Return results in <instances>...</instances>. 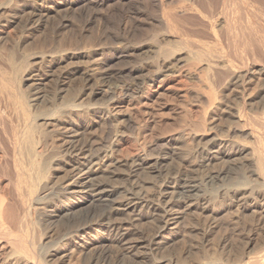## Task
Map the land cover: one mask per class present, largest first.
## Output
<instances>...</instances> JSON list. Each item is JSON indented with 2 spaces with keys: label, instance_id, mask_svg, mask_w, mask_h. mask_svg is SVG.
Masks as SVG:
<instances>
[{
  "label": "bare ground",
  "instance_id": "bare-ground-1",
  "mask_svg": "<svg viewBox=\"0 0 264 264\" xmlns=\"http://www.w3.org/2000/svg\"><path fill=\"white\" fill-rule=\"evenodd\" d=\"M89 6L121 9L129 84L109 85L91 51L45 49ZM135 128L168 133L126 147ZM216 195L264 218V0H0V264H264L259 235L224 257L195 254L208 240L160 252ZM143 215L157 224L145 238Z\"/></svg>",
  "mask_w": 264,
  "mask_h": 264
},
{
  "label": "rangeland",
  "instance_id": "rangeland-1",
  "mask_svg": "<svg viewBox=\"0 0 264 264\" xmlns=\"http://www.w3.org/2000/svg\"><path fill=\"white\" fill-rule=\"evenodd\" d=\"M86 8L83 9L81 12H77L72 17H68L66 19V23H65L66 25L64 24V26H62L63 28L60 27V29H56V28L54 29L55 31H53V32L55 34H53L50 30L49 31H45L44 34H43V40H44L45 49H48L51 46H59L61 44L65 48L71 50L73 53L80 54V55H83V54H86V53L89 54L90 51H91V53H90V56L92 58V59H90L91 62L94 63V62H96L97 59L100 60V58L101 59L104 58V60H108L109 61L108 65H107V68H106V73L109 76V85H111V86L112 85L113 86L114 85L119 86V85L129 84L130 81L132 80V78L128 76V70L130 69L131 66H134L133 60L126 59L123 56L118 54V53H120L121 48H122V46L124 44V35H123V30H122V28H123L122 25L124 24V22H123L124 20H123V18L121 16V14H122L121 13L122 12L121 9L120 8L118 9L117 7H115L116 9L114 8L113 11L111 10L112 11V12L110 11L111 13L110 12L106 13V11L104 9H101V11H100V9L94 8L93 6H89V7H86ZM93 12H94V14H93ZM117 12H120V13H117ZM132 18H133V16H132ZM132 18L130 19L131 23H133V19ZM89 20H92L93 22L89 21ZM145 29H146L145 27L142 28V30H145ZM10 34L14 35V31L11 30ZM31 41H32L31 45H33L34 39L31 40ZM94 50H95V52H94ZM108 54H109V56H108ZM73 61L75 63L78 62L77 66H79V67H81L83 69L85 68V66H84L85 65L84 61L85 60L84 59L76 58ZM72 66L74 67L76 65H72ZM72 66L68 67L67 69L72 68ZM73 82H74V86H78L79 85V79H77L76 77L74 78ZM46 86L47 87H46L45 90H47L46 91L47 95L52 94L53 89H54L52 82L49 81ZM166 100H167V97H164L162 102L168 103V100H167V102H166ZM96 102L98 104L101 103L99 100H96ZM125 106L126 105L123 106L122 110L124 112H126L127 114H130L132 116L131 117L132 119L135 118L136 115H137L136 110H134L135 108L132 107V106H131V108H130V106H126V107ZM128 110H129V112H128ZM130 110H132V112ZM166 112H167V110H165V114H167ZM173 117H175V116H173ZM169 119L171 120V117ZM166 130H162V129H161V131L160 130H158V131H156V130H153V131L150 130L149 131L148 130L147 132L146 131H141L139 133V131L135 128L134 129L135 132L133 131V132H131V134H129L127 132L129 138H128V142L126 143L125 146L126 147H131L132 145H134V143L132 141L133 138L139 139V140L143 139V138L151 139V136H152L153 140H155V137L156 136L158 137V134L160 136V134L168 133V130H167V132H166ZM133 133H134V137L132 135ZM142 133L143 134L146 133V134L142 135ZM141 135L143 137H141ZM186 155H187V158L192 159V160L194 159L193 161L197 160L195 158V156H193L191 154H188V153L186 154L185 153V156ZM123 156H127V154H123ZM175 158L176 159H174L173 164H179L182 161L180 156H177ZM227 181L228 180H226L225 182H227ZM221 183H223V182H221ZM221 183L220 182L215 183L214 187H216L218 185H221ZM229 183L232 184L231 182H228L227 184H229ZM147 191L151 193L153 191L152 187L148 185ZM216 196H217V198H216L217 201L215 200L212 203L213 206L211 204L208 209L201 210V209H197L196 208L195 210L192 209V210H189L188 212L183 213V218L184 217L185 218H184L183 224L181 226V235L183 234L182 238L180 239V241L177 244H175L173 246L174 248L173 247L161 248L160 252L163 255H165V254L168 255L170 253H176L179 256L181 255V257H185L184 250L186 251L187 247L196 248L197 246L204 244V242L206 240H208L210 242V245H211L210 248L209 249L205 248L204 251H203V249H199V252H198V249H197V250H195L197 252V253L195 252V254L202 255L203 253H206V252L209 253L210 249H211L212 253L215 254L216 256H220L221 255V256L224 257V255L226 256L228 252L229 253L231 252L230 254H232V253H234L235 249L243 248L245 246V244L247 243V239L249 240L250 238L255 237V236L257 237L259 235L256 238V240L258 239V241L255 240V243L258 244L260 241H262V239L264 238V225H263L264 218H260L259 219V216L257 217L252 212L253 208L251 207L249 201H246V200L242 201L245 205L243 203H242L243 205L240 204V203L233 204L234 203L233 201H230V200H228L226 198L224 200V198H219L218 195H216ZM216 202H217V204H216ZM229 203H232V205L229 204ZM235 206H237L236 210H235ZM246 207H248V208H246ZM230 211H233V212L231 213ZM185 215H187V216H185ZM244 216H246V218ZM50 219H49L50 221L49 220L47 221V224L50 223L51 221H53L56 218L54 216H52ZM148 219L149 218L147 216L145 217V215H143L142 217H140L139 221H137L138 223L136 222L135 226H133V231L136 233L137 236L145 238L146 236L150 235L152 233V231L154 230V228L156 227V225H157L156 222L151 220V219L150 220H148ZM241 220H242V222H241ZM247 221H249V222H247ZM262 221H263V223H262ZM139 223H140V225H139ZM259 224H260V226H259ZM254 226H256V229H255ZM259 227H261V228H259ZM259 229H261V230H259ZM184 230H186V231H184ZM258 230H259V232H258ZM150 231H151V233H150ZM216 231L217 232L219 231V232L217 233ZM240 232H242V234ZM252 232H254L255 234L252 233ZM217 234H218V236H217ZM261 235H262V237H261ZM211 239H214V240H211ZM230 239H232V240H230ZM213 242H215V243H213ZM225 242H227V243H225ZM196 244H198V245H196ZM216 245H217V247H216ZM182 246H184V247H182ZM231 246H233V247H231ZM226 248H227V251H226ZM216 249H217V251H216ZM179 250H181V251H179ZM225 251H226V253H225ZM70 262H71V264H82L81 255H79V254L73 255L71 257V259H70ZM111 264H135V262H133V260L130 257L127 256V257H124V258H120L117 262L114 261Z\"/></svg>",
  "mask_w": 264,
  "mask_h": 264
}]
</instances>
